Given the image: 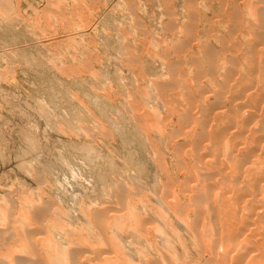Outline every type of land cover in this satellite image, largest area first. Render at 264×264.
<instances>
[{
    "label": "rangeland",
    "instance_id": "1",
    "mask_svg": "<svg viewBox=\"0 0 264 264\" xmlns=\"http://www.w3.org/2000/svg\"><path fill=\"white\" fill-rule=\"evenodd\" d=\"M238 1L0 0V223L7 231L5 237L0 232V264H55L65 253L98 264L100 250L118 264L130 259L133 264H264V194L256 188L264 179V114L256 112L264 108V100L258 104L257 98L239 99L246 86H253L241 75V58L264 33L251 28L262 25L264 10L263 3L256 5L260 0ZM252 2L261 7V16L251 15ZM248 15L257 19L249 20ZM217 49L216 57L230 62L225 69L220 64L218 84L240 74L239 81H228L240 88L231 86L226 92L239 94L237 103L230 95L216 97L220 87L216 89L211 79L215 76L217 82V74L210 79L208 71ZM241 78L244 85L239 84ZM240 89L245 91L236 93ZM258 94L264 95L263 87ZM234 106L241 114L249 111L239 116V127L233 126L230 133L246 146H236L233 153L221 151L223 157L215 155L226 162L228 154L236 155L235 161L245 159L244 166L262 167V173L254 169L252 178L258 171L260 177H246L249 181L233 175L239 180L232 182L235 186L223 185L230 196L236 192L227 204L218 199L222 184L217 187L209 179L216 170L203 165L207 157L214 165L217 157L202 151L205 143L198 142L203 129L197 124L219 120L217 113L223 115ZM193 109L200 116H194ZM227 122L216 123L212 132L223 130ZM252 153L250 160L259 154L257 164L246 158ZM209 187L219 189L211 202ZM236 187L245 191L238 195L240 200ZM51 204L54 211L49 212L54 214H42ZM103 210H109L107 231L96 218ZM159 227L165 231L163 243ZM114 232L121 234V243L104 241L103 234ZM235 236L242 238L237 244ZM35 238L42 240L40 245L34 246ZM73 263L80 264L78 259Z\"/></svg>",
    "mask_w": 264,
    "mask_h": 264
},
{
    "label": "bare ground",
    "instance_id": "2",
    "mask_svg": "<svg viewBox=\"0 0 264 264\" xmlns=\"http://www.w3.org/2000/svg\"><path fill=\"white\" fill-rule=\"evenodd\" d=\"M227 1V0H226ZM238 1V0H237ZM241 1V0H240ZM252 1V0H251ZM255 1V0H254ZM261 1V2H260ZM259 2L257 1L256 2V5L257 4H260V3H263L262 5V9L264 10V0H260ZM239 2V1H238ZM246 3V2H245ZM243 4H244V2H243ZM243 4H241L242 6H243ZM255 5V2H252L249 6H251L250 7V9H251V11H252V14L251 15H254V16H257L258 17V15L259 16H261L259 13L261 12H263V11H261V7L259 8V7H257ZM239 6V5H238ZM241 6V7H242ZM258 6H261V5H258ZM225 7V6H224ZM246 8H243V9H247V6H245ZM239 7H237V11L239 10L240 11V9H238ZM242 9V10H243ZM249 9V8H248ZM237 11H235V12H237ZM238 11V12H239ZM245 11V10H244ZM247 12H250V10H246ZM245 11V12H246ZM234 13V12H233ZM240 13V12H239ZM238 13V14H239ZM235 14V13H234ZM246 14V13H245ZM245 14H242V15H245ZM250 15V14H249ZM248 15V17L250 18V16ZM227 16V15H226ZM238 16V15H237ZM236 16V17H237ZM239 16H241V14L239 15ZM247 16V15H246ZM264 16V15H263ZM227 17H229V16H227ZM231 17V21L232 22H234V19L232 18L233 16H230ZM248 17L246 18V23L248 22L247 20H248ZM252 17V16H251ZM244 17H242V19H243ZM252 18H254V17H252ZM252 18H250L249 20H251ZM256 18V17H255ZM254 18V19H255ZM264 18V17H263ZM229 19V18H228ZM240 20L241 22L242 21H244V20ZM253 19V20H254ZM257 19V18H256ZM261 19V18H260ZM226 20V19H225ZM229 21H230V19H229ZM230 21V22H231ZM237 21V20H236ZM262 21V25H259V26H251V25H249V24H246V25H249V26H251V28L253 27V29L254 28H259L258 29V31H260V28L262 29V31H264V19H262L261 20ZM227 22V21H226ZM229 22V23H230ZM239 22V21H238ZM238 22H236V25L234 26L235 28H236V26L237 25H239V23ZM251 22V21H250ZM257 22V21H256ZM256 22H254L255 23V25H256ZM238 23V24H237ZM253 23V24H254ZM235 24V22L233 23V25ZM240 25H244V24H240ZM248 26V27H249ZM233 27V28H234ZM243 27V26H242ZM245 28H247L248 29V27L247 26H244ZM238 28V27H237ZM244 28V29H245ZM243 29V30H244ZM250 29V28H249ZM242 30V29H241ZM251 32H253L252 30H250ZM249 31V32H250ZM229 32V31H228ZM249 32L247 33V34H249ZM259 33V32H258ZM262 33V32H261ZM229 34V33H228ZM234 34H236V33H234ZM238 34V33H237ZM246 34V33H245ZM260 34V33H259ZM264 34V33H263ZM263 34H261L262 36H261V38H260V36H258V40H260V41H257L255 44H250V45H252V47L251 46H249V47H251V48H249V53L248 54H246V53H244V55L242 56V57H244V58H241L239 55V57H237V58H241L242 60H243V63H244V67L242 68L243 69V71L242 72H244V74H242V72H241V75H244L245 76V78L247 79V80H249V81H251V83L253 82V86H251V88L250 89H248L247 87L248 86H250V85H248V86H246V91L243 89V90H241L240 89V91L238 90V91H236V93H238V92H240V94H241V91H245L246 93H244L243 95H241L240 96V100H243V99H251V100H253V98H254V100L257 98V99H260V100H257V101H254L255 103H258V104H261L262 103V101L261 100H264V95L262 94V95H259L258 93H259V91H260V87H263L264 88V35ZM221 35V34H220ZM230 35V34H229ZM229 35H227V36H229ZM222 36V35H221ZM241 36H242V34H241ZM246 35H244L243 37L244 38H246L245 37ZM248 36V35H247ZM256 36V35H255ZM243 37H241L240 39L242 40V41H244L243 40ZM249 37H252V39L254 38L253 36H252V33L251 34H249ZM223 39V38H222ZM222 39H221V41H222ZM230 39V38H229ZM231 39H233V37L231 38ZM230 39V40H231ZM247 39V38H246ZM251 39V40H252ZM255 39V38H254ZM253 39V40H254ZM235 40V39H234ZM248 40V39H247ZM252 40V41H253ZM256 40V39H255ZM220 41V40H219ZM226 41V40H225ZM246 41V40H245ZM250 41V40H249ZM228 43H229V41H227ZM227 42H225V43H223V44H226ZM231 42V41H230ZM233 42V41H232ZM235 42V41H234ZM248 42V41H247ZM238 43V42H237ZM242 43V42H241ZM258 43H261V45H263L262 47H259V46H257V44ZM230 44V46H232L231 45V43H229ZM234 44V43H233ZM246 44H248V43H246ZM236 45V44H235ZM237 45H241V44H237ZM236 45V46H237ZM242 45H243V43H242ZM241 45V46H242ZM226 46V45H225ZM244 46V45H243ZM243 46L241 47V48H243ZM233 47V46H232ZM232 47H230V48H232ZM237 47H239V46H237ZM228 49H229V46L227 47ZM226 48V49H227ZM235 47H233L232 49H234ZM245 48V47H244ZM263 48V49H262ZM176 49H177V47H176ZM225 49V48H224ZM179 50V49H178ZM222 50V49H221ZM230 50V49H229ZM228 50V51H229ZM238 51V49L236 48L235 50H233V52L234 51ZM174 51V50H173ZM213 51L214 50H212V54H213ZM228 51H226V52H228ZM241 51H242V49H241ZM240 51V52H241ZM216 52V51H215ZM215 52H214V54H215ZM223 52V51H222ZM224 52H225V50H224ZM243 52V51H242ZM241 52V53H242ZM220 54V51L218 52V49H217V52H216V54L215 55H213V61H211L212 63L214 62V67L213 68H211L209 71H208V69H207V71H208V75H209V77L210 76H214L215 75V71H216V74H217V76H216V78L218 77L219 78V76H221V74L219 73V67H220V64L221 63H223L224 61H225V59L226 58H221L220 57V55L219 56H217L216 57V55H218V54ZM229 53V52H228ZM231 53V52H230ZM234 53H236V52H234ZM188 54V53H187ZM209 54H211V53H209ZM232 54V53H231ZM230 54V55H231ZM238 54H240V53H238ZM208 55V54H207ZM224 55H227V54H225L224 53ZM230 55H229V57H230ZM233 55V54H232ZM231 55V56H232ZM242 55V54H241ZM212 56V55H211ZM191 57H193V55L191 54ZM223 57V56H222ZM225 57V56H224ZM228 57V58H229ZM233 57H234V55H233ZM232 57V58H233ZM236 57V56H235ZM210 60H211V57H210ZM231 60V59H230ZM232 60H234V58L232 59ZM227 61V60H226ZM210 62V63H211ZM229 62V61H228ZM228 62H225V64L227 65V63ZM230 63V62H229ZM237 63V62H236ZM224 64V63H223ZM225 64L224 65H222L223 67L225 66ZM232 64V63H231ZM230 65V64H229ZM237 65H239L240 67H242L241 65H240V63L239 64H237ZM202 66V65H201ZM234 66V65H233ZM238 66V67H239ZM176 67V66H175ZM204 67V66H203ZM211 67H212V65H211ZM235 67H237V66H235ZM235 67H233V71L236 73V71L238 70V72H240V69H238V67H237V70H235ZM177 68V67H176ZM199 68V67H198ZM197 68V69H198ZM226 67H224V69H225ZM173 70V69H172ZM199 70V69H198ZM205 70V69H204ZM220 70H221V68H220ZM197 71V70H196ZM218 71V72H217ZM222 71V70H221ZM226 71V70H225ZM228 71V70H227ZM202 72V71H201ZM219 73V74H218ZM222 73H224V72H222ZM230 73V72H229ZM164 74V73H163ZM200 75H203V74H200ZM219 75V76H218ZM224 75V74H223ZM234 75V74H233ZM232 74L231 75H229V76H227V78H226V80H225V82H223L222 81V83H220V84H218V78H217V82H216V79H215V76H214V79L212 78L211 79V77H210V79L213 81V83L214 84H217L218 86H216L215 88L217 89V87H220V91H219V93H218V96H216L215 94V96L216 97H218L217 99H224L225 98V95H230V94H226V92L228 91V89L229 88H231V86H232V82H231V85H229V82L228 81H232V79H233V82L235 81L236 82V80H238V79H240V78H238L239 76H240V74L238 75L237 74V77H235V78H233L232 76H233ZM225 76V75H224ZM205 77V76H204ZM177 78V77H176ZM179 78V77H178ZM221 78H222V76H221ZM221 78H220V80H221ZM209 79V78H208ZM207 79V80H208ZM224 79V78H223ZM235 79V80H234ZM181 81V80H180ZM239 81V80H238ZM242 81V82H241ZM241 81L239 82V84L240 83H244L243 82V80H242V78H241ZM186 83V82H185ZM212 83V84H213ZM223 83H225L224 85H223ZM238 83V82H237ZM236 83V84H237ZM246 83V82H245ZM180 85V84H179ZM244 85V84H243ZM242 85V86H243ZM212 86V85H211ZM230 86V87H229ZM232 87H235L234 85L232 86ZM237 87V88H236ZM236 89H239L238 88V86L236 85ZM245 87V86H244ZM212 89H213V87H212ZM216 89H215V91H216ZM232 89V88H231ZM236 89H233L234 91L236 90ZM248 89V90H247ZM218 91V90H217ZM212 92H214V90L212 91ZM229 92V91H228ZM232 92V91H231ZM230 92V93H231ZM166 93V92H165ZM243 93V92H242ZM234 95H236V94H234ZM233 95V96H234ZM239 94H237V96H238ZM204 96V95H203ZM230 96H232V94L230 95ZM232 96V97H233ZM237 96H235V97H233V99H234V102H236L237 100H239L238 99V97ZM228 98H230V97H228ZM227 98V99H228ZM150 99V98H149ZM200 100V99H199ZM232 100V99H231ZM239 100V101H240ZM203 101V100H202ZM225 101V100H224ZM246 101H248V100H246ZM191 102V101H190ZM193 102V101H192ZM243 101H241V103H242ZM249 102V101H248ZM204 103V102H203ZM237 103V102H236ZM240 103V102H239ZM247 103V102H246ZM246 103H245V100H244V104L246 105ZM190 104V103H189ZM193 104V103H192ZM191 104V107L193 106ZM195 104V103H194ZM243 104V103H242ZM243 104V105H244ZM233 105H235V104H232L231 106H233ZM245 105H244V108H245ZM249 105V104H248ZM248 105H246V106H248ZM251 105V104H250ZM195 107H196V109H197V107L198 106H196V105H194ZM203 106V105H202ZM252 106V105H251ZM190 107V106H189ZM200 107V106H199ZM235 107V106H234ZM234 107H232L230 110H228L227 109V112H223L222 111V114L223 115H221V114H219V113H217L218 115H220V117H219V120H217L216 119V117H213V119L211 120V121H209L208 122V120H209V118H210V116H212L211 114H210V116L209 115H207V117H208V120H207V124H203L202 125V123H200V122H198V123H200V124H197L196 122H197V120L195 121V119L193 120V118L191 119V120H193V121H195V124H197V126H200L199 127V129H203V133H202V137H204V138H202L200 135H201V133H200V135L197 133L196 135H199V138H200V140H202V141H199V139L197 140V141H199L198 143H200V144H202L203 143V141H204V145H203V147H201L202 145H200V147H201V149H202V151L204 150V154L206 153H208L209 155H215V154H221V156H222V152L224 151L225 152V150H231L232 152H229V153H233V151L236 149L235 147L237 146H240V145H244L242 142H244V140L242 139V140H240L241 141V143H238L237 144V142H235L234 141V136H231L230 135V133L232 132V131H234L233 129H232V127L233 126H235V127H237L238 125H239V122L240 121H242V119L239 117V116H241V115H244V112H245V115L246 114H248V112L246 113V109L244 110V108H243V106H242V108H243V114H241V112L240 111H242V110H240V111H238V109L239 108H234ZM254 109H257L256 108V105H254ZM258 107V106H257ZM261 107V106H260ZM168 108V107H167ZM202 108V107H201ZM204 108V107H203ZM250 108V107H249ZM248 108V109H249ZM191 109V108H190ZM200 109V108H199ZM210 109V108H209ZM208 109V110H209ZM258 109H259V107H258ZM261 109V108H260ZM256 110V112H259V114H261V113H263L264 114V108L262 107V109L261 110ZM205 110V109H204ZM188 111V110H187ZM197 111H198V109H197ZM200 111V110H199ZM201 111H203V110H201ZM192 112L195 114V112H194V109L192 110ZM204 112V111H203ZM216 112V111H215ZM221 112V111H220ZM240 113V115H238L239 113ZM205 113H206V111H205ZM205 113H203L202 115H206ZM186 114V113H185ZM188 114V113H187ZM192 114V113H191ZM198 114V116H200L199 115V113H197ZM216 114V115H217ZM188 115H190V114H188ZM188 115L186 116V117H188ZM194 116H196V117H198L196 114L194 115ZM247 116V115H246ZM185 117V116H184ZM191 117H193V115L191 116ZM205 117V116H204ZM203 117V118H204ZM218 117V116H217ZM241 117H243V116H241ZM262 117H263V115H262ZM212 118V117H211ZM210 118V119H211ZM238 118H240L241 120L240 121H238ZM144 119V118H143ZM189 119V118H188ZM202 118H200V120H201ZM206 119V118H205ZM199 120V119H198ZM218 122H217V121ZM224 120H226V121H228L229 123H230V125H231V128H230V130H228V127H229V125H228V122H227V125H226V127H224V129L223 130H221V131H213L212 132V130H215L216 128H215V124L216 123H224ZM246 120V119H245ZM263 120V119H262ZM190 121V120H189ZM248 121V120H247ZM259 121V120H258ZM169 122V121H168ZM201 122H202V120H201ZM203 122H205L206 123V120L204 121L203 120ZM241 123V122H240ZM243 123H244V121H243ZM250 123H252V122H250ZM254 123V122H253ZM256 123V122H255ZM194 124V126H196ZM246 124V123H245ZM259 124V123H258ZM257 124V125H258ZM218 126H219V124H217ZM217 125H216V127H217ZM242 125H244V124H242ZM254 125H256V124H254ZM253 125V126H254ZM197 126L195 127V128H197ZM245 126V125H244ZM247 126V125H246ZM246 126H245V129H246ZM251 126H252V124H251ZM251 126H249L250 127V129H251ZM193 127V126H192ZM214 127V129H212ZM234 127V128H235ZM239 127V126H238ZM237 127V128H238ZM243 126H241V128H242ZM258 128V127H257ZM194 129V128H193ZM250 129H248V131L250 130ZM253 129V128H252ZM263 129H264V127H263ZM217 130V129H216ZM238 130V129H237ZM257 130V129H256ZM165 131H167V130H165ZM247 131V132H248ZM254 131V130H253ZM252 131V132H253ZM262 131H264V130H262ZM164 132V131H163ZM194 132H195V130H194ZM194 132L192 131V133L194 134ZM200 132H201V130H200ZM236 132V131H235ZM251 132V134H254V132L252 133ZM256 133V132H255ZM259 133H261V131L259 130ZM189 134V133H188ZM192 134V135H193ZM240 134V133H239ZM249 134H250V132H249ZM263 134H264V132H263ZM232 135H233V133H232ZM254 135H256V134H254ZM254 135H252V136H254ZM258 135V134H257ZM262 135V134H261ZM185 136V135H184ZM193 136H195V135H193ZM230 136H231V138H230ZM247 136H249V135H247ZM178 137V136H177ZM250 137H251V135H250ZM250 137H249V140H250ZM194 138V137H193ZM263 138H264V135H263ZM196 139V138H195ZM236 139H237V137H236ZM235 139V140H236ZM252 139V138H251ZM254 139V138H253ZM259 139V138H258ZM262 139V138H261ZM237 141H238V139H237ZM251 141V140H250ZM263 141V140H262ZM176 142V141H175ZM248 142V141H247ZM254 142V141H253ZM195 143V142H194ZM262 143V142H261ZM260 143V144H261ZM253 144V143H252ZM254 144H255V142H254ZM253 144V145H254ZM252 145V146H253ZM194 146V145H193ZM207 146H210L211 148L209 149V150H207ZM245 146H246V144H245ZM250 148H251V146H250V144L248 145ZM247 146V147H248ZM255 146V145H254ZM253 146V147H254ZM256 146H258V144H256ZM255 146V148H258V147H256ZM170 147V146H169ZM246 147V148H247ZM245 148V147H244ZM260 148V147H259ZM261 148H264V146L262 147L261 146ZM185 149V148H184ZM198 151H199V147H197L196 148ZM195 149V150H196ZM249 149V148H248ZM194 150V149H193ZM194 150V151H195ZM251 150V149H250ZM257 150V149H256ZM262 150V149H261ZM261 150H260V153H262L261 152ZM198 151H196V153L198 152ZM222 151V152H221ZM247 151V150H246ZM259 151V150H258ZM263 152H264V149L262 150ZM236 152H239V150L238 151H235V153ZM240 152H241V150H240ZM251 152H254V151H251ZM249 153V152H248ZM256 153V152H255ZM258 153V152H257ZM219 155H215V158L217 157V160H215L214 159V165L213 164H209V163H212L213 162V159L210 161V160H208V161H206V159H208V157L205 159V164H203V162L201 163V164H203L206 168H207V166L208 167H210V169L213 167L215 170H216V173H214V175H212L211 174V176L209 175V179L211 178L214 182H216V184H214V185H217V187H218V185H221L222 187L220 188V186H219V188L221 189L220 190V194H218V192H216L217 190H219V189H211L210 187H209V197H211V200H210V202L211 201H214L213 200V198H214V195L216 196L217 194L219 195L218 196V199H219V201L221 202V203H227L228 204V202L231 200V198L230 197H233V196H235L236 195V192L235 191H237V190H239V189H237L238 187H239V185H243V183H245V181L243 182V180H242V178H241V181L243 182H241V183H239V185H238V187H236V190L234 189V192H235V195H233V196H230L231 194H232V192L230 191V189L231 188H233L234 186H235V184H232V182H234V181H236L235 180V178H232V176L234 175L235 177L236 176H238V179H240V177H241V175H242V177H245V179H247L248 180V178H246V177H251V179H255V178H257V175H259V173H262V171H264V170H262V169H264V168H260V167H256V168H259V171L260 170H262V171H258L257 172V175H256V173H255V175H256V177L254 176V178H252V172H253V170L254 169H256V168H254L253 170H251L252 168H247V167H249V166H244V162H246L247 164H248V162L244 159V162L242 163V161L240 162V161H238L239 160V158H237L238 160V162L237 161H235L236 160V155L235 156H232L231 157V154H228V155H230V156H228V158H229V160L226 162V161H224L223 159L224 158H221V157H219ZM226 155V154H225ZM259 155V154H258ZM257 155V158L259 159V156ZM239 155L237 154V157H238ZM247 156H249V159H248V157H246L247 158V160H250V156H253V153L252 154H248ZM255 157H256V155H254ZM261 157H264V156H262V155H260ZM212 157V156H211ZM211 157H210V159H211ZM223 157V156H222ZM226 157H227V155H226ZM261 157H260V160L259 161H261L262 162V160H261ZM253 158V157H252ZM257 158L255 159L256 160V163L255 164H257ZM255 160H253V159H251L250 161L252 162V161H254L255 162ZM203 161V160H202ZM210 161V162H209ZM258 161V162H259ZM69 162H71L70 160H69ZM251 162H249V164L251 163ZM261 162H259L260 164H262ZM264 162V161H263ZM253 163V162H252ZM251 163V164H252ZM258 163V165L257 166H259L260 164ZM247 164H245V165H247ZM251 164H250V166H251ZM212 166V167H211ZM252 166H254V165H252ZM204 167V168H205ZM263 167H264V165H263ZM196 169V168H195ZM198 170V169H197ZM204 171V170H203ZM207 171V173H211V172H208V169L206 170ZM255 171H257V170H255ZM215 172V171H214ZM53 173V172H52ZM238 173H239V175H238ZM252 173V174H251ZM198 174V173H197ZM218 174H220V180H218V178H216V176L218 175ZM56 175V174H55ZM262 175V174H261ZM230 176H231V178H230ZM263 176H264V174H263ZM262 176V177H263ZM52 177V176H51ZM55 177V176H54ZM201 177V176H200ZM205 177H207V176H205ZM217 177H219V176H217ZM259 177H260V175H259ZM258 177V178H259ZM53 178V177H52ZM203 178V177H202ZM215 178L219 181V184H218V181L217 180H215ZM61 179V178H60ZM59 179V180H60ZM69 179V178H68ZM208 179V178H207ZM237 179V178H236ZM250 178H249V180H251ZM50 180H52V179H50ZM202 180V179H201ZM246 180V182H248ZM260 180V179H259ZM210 181V180H209ZM237 181H239V180H237ZM237 181L236 182H234V183H237ZM263 181H264V179H263ZM263 181L261 180L260 181V183H259V185H255L256 186V188H260V190L261 191H259V192H262V190H263V192L261 193V195L262 194H264V185H263ZM72 182V181H71ZM92 182V181H91ZM252 181H250V183H251ZM257 182V181H256ZM73 183V182H72ZM208 183V182H207ZM221 183V184H220ZM249 183V182H248ZM248 183H246V184H248ZM253 183V182H252ZM62 184V183H61ZM211 184H212V182H211ZM245 184V185H246ZM255 184H257V183H255ZM67 185V184H66ZM65 185V186H66ZM74 185V184H73ZM223 185H226V187L228 186V187H230V189H228L231 193L228 195V190H226L225 188H224V186ZM234 185V186H233ZM236 185V186H237ZM249 185H251V187H252V185L253 184H249ZM75 186V185H74ZM247 186V185H246ZM242 187L241 186V188L242 189H244V188H246L245 190H247V187ZM193 187V186H192ZM208 187V186H207ZM250 187V186H249ZM250 187V189H252ZM112 188V187H111ZM203 188V187H202ZM240 188V187H239ZM210 189H211V191H210ZM258 189L256 190V191H258ZM76 190V189H75ZM224 190H226V191H228V192H224ZM241 190V189H240ZM249 190V189H248ZM195 191V190H194ZM202 191H203V189H202ZM252 191H254L253 189H252ZM256 191H254V192H256ZM237 192H239L238 194H237V196L240 194L241 195V193L242 192H240V191H237ZM245 192V191H244ZM244 192L242 193V194H244ZM247 192V191H246ZM249 192H250V190H249ZM65 193V192H64ZM252 194H253V192H251ZM124 195H127V193L125 194V193H123ZM193 194V193H192ZM255 194V193H254ZM230 196V197H229ZM251 196H253V195H251ZM213 197V198H212ZM246 197V196H245ZM248 197V196H247ZM250 197V196H249ZM256 197V196H255ZM258 197V196H257ZM260 197V199L262 198L263 199V196H259ZM61 198H63L64 199V197L63 196H61ZM124 198V197H123ZM128 198V197H127ZM159 198V197H158ZM251 198H253V197H251ZM251 198H249V199H251ZM184 199V198H183ZM210 199V198H209ZM235 201L237 200L236 198H233ZM246 199V198H245ZM125 200H127V199H125ZM238 200H240V198H239V196H238ZM255 200V199H254ZM158 201L160 202V205H164V203H163V200L162 199H158ZM232 201V200H231ZM248 201V200H247ZM253 201V200H252ZM263 202H264V199L262 200ZM195 202V201H194ZM216 202V201H215ZM241 201H239L238 203H240ZM243 202V201H242ZM245 202V201H244ZM263 202H261L262 204H263ZM202 203V202H201ZM230 203V202H229ZM233 203H235L234 201H233ZM246 203V202H245ZM193 204V203H192ZM236 204V203H235ZM242 204V203H241ZM244 204V203H243ZM33 205H35V204H33ZM32 205V206H33ZM40 205V204H39ZM195 205V204H194ZM222 205V204H221ZM225 205V204H224ZM251 205V204H250ZM36 206V205H35ZM161 206V207H162ZM192 206V205H191ZM203 206V205H202ZM223 206V205H222ZM247 206V205H246ZM54 206L51 204V205H47V210H46V213L45 212H43L42 214H51V213H53L52 211H51V213L49 212L52 208H53ZM177 207V206H176ZM230 206H228L227 207V209L229 208ZM249 207V206H248ZM264 208V207H263ZM221 209V208H220ZM229 211L231 210L230 208L228 209ZM232 210L234 211V208H232ZM231 210V211H232ZM53 211H54V208H53ZM220 211V210H219ZM228 211V212H229ZM244 211V210H243ZM261 211H263V209L261 210ZM109 212V210H103V212L101 211V212H99V215H97L96 216V218H98L99 219V221H100V223H102V226L104 227V230L105 231H107L108 229H110V225H109V219H108V215H107V213ZM224 212H227V210H224ZM241 212V211H240ZM257 212V211H256ZM231 213V212H230ZM232 213H234V212H232ZM54 214V213H53ZM115 214V213H114ZM225 214H229V213H225ZM235 215H236V213H234ZM233 214V215H234ZM238 214H239V211H238ZM261 214V213H260ZM264 214V213H263ZM17 215V214H16ZM230 215V214H229ZM235 215L234 216H232V218L233 217H235ZM240 215H241V213H240ZM258 215V214H257ZM222 216V215H221ZM224 216V215H223ZM238 216V215H237ZM246 216V215H245ZM229 217H231V216H229ZM239 217V216H238ZM240 218V217H239ZM228 219H230V218H227V220ZM236 219H238V218H236ZM244 219H246V218H244ZM242 220V219H241ZM232 221V220H231ZM236 221V220H235ZM260 221V220H259ZM201 222V221H200ZM230 222V221H229ZM228 222V223H229ZM233 222H234V219H233ZM103 223H104V225H103ZM223 223H224V221H223ZM226 223V222H225ZM241 223H243V222H241ZM248 223V222H247ZM221 224V223H220ZM245 224V223H244ZM223 225V224H222ZM229 225H231V224H229ZM243 225V224H242ZM249 225V224H248ZM219 226V225H218ZM221 226V225H220ZM219 226V227H220ZM225 226V225H224ZM232 226V225H231ZM235 226V225H234ZM244 226V225H243ZM246 226V225H245ZM103 227H101V229H103ZM117 228L118 227H120V225H118V226H116ZM216 227V226H215ZM229 227V226H228ZM114 228V227H113ZM141 228V227H140ZM146 228V227H145ZM232 228V227H231ZM234 229H235V227H233ZM242 228V227H241ZM248 228H249V226H248ZM247 228V229H248ZM216 229V228H215ZM226 229V228H225ZM243 229L245 230V227H243ZM246 229V230H247ZM252 229V228H251ZM119 230H121L120 228H119ZM158 231H159V236L160 237H158L159 238V240H160V242H164V240H165V231L163 230V228L162 227H159L158 229H157ZM237 230V229H236ZM240 230H242V229H240ZM250 230V229H249ZM249 230H248V232H249ZM104 231V232H105ZM118 231V230H117ZM229 231V230H228ZM238 231V230H237ZM0 232H1V235L2 236H6V233H7V231H6V227L5 228H3L2 227V224L0 223ZM30 232H32V231H30ZM147 232V231H146ZM238 232H240V231H238ZM245 232V231H244ZM247 232V233H248ZM264 232V231H263ZM210 233V232H209ZM215 233V232H214ZM221 233V232H220ZM227 233V232H226ZM241 233H243V232H241ZM246 233V235L248 236V234ZM251 233V232H250ZM262 233V232H261ZM225 234V233H224ZM36 235V234H35ZM104 236H105V240L104 241H107L108 243H110L111 244V242H113V241H115L116 243H121L122 242V238H121V234H119L118 232L116 233V232H114V233H112V235L111 236H108V234H103ZM103 235H101V236H103ZM134 235L135 236H138L139 237V234H137V233H134ZM242 235V234H241ZM196 237V236H195ZM217 237V236H216ZM244 237V236H243ZM244 238H246V237H244ZM251 238V237H250ZM249 238V239H250ZM260 238V237H259ZM224 239V238H223ZM227 239V238H226ZM240 239H242V238H239L238 236H235V239L233 240L235 243L236 242H238ZM150 240V239H149ZM231 240V239H230ZM246 240V239H245ZM41 241L42 240H39L38 238H35L34 240H33V244H34V246H36V245H40V243H41ZM159 242V241H158ZM203 242V241H202ZM161 243V244H162ZM221 243V242H220ZM219 243V244H220ZM239 243V242H238ZM246 243V242H245ZM237 244V243H236ZM207 245V244H206ZM162 246H163V244H162ZM203 246V245H202ZM204 246H205V244H204ZM211 246V245H210ZM222 246V245H221ZM227 247H228V244L226 245ZM52 248H53V246H51ZM232 248V247H231ZM231 248H228V249H231ZM204 249H205V247H204ZM203 249V250H204ZM98 250V249H97ZM220 250H221V248H220ZM213 251V250H212ZM230 251V250H229ZM232 251V250H231ZM230 251V252H231ZM218 252V251H217ZM94 253H95V251H94ZM229 253V252H228ZM108 254V252L106 251V252H104V251H102V250H100L99 252H97V255L99 256L98 257V260L100 261L98 264H118V263H116V262H114L113 260H112V257L111 256H113V255H110V256H108L107 255ZM232 254V253H231ZM105 255H107L106 257H105ZM211 255V254H210ZM230 255V254H229ZM102 257V258H101ZM242 257V256H241ZM115 258V257H114ZM177 258V257H176ZM251 258V257H250ZM76 259H78V263H80V264H85V263H87L86 261H88V259H86L85 261L84 260H80V257H79V254H78V256H76L75 254H74V257L72 256L71 258H68L67 257V255H66V253L64 254V255H62L61 257H59L58 259H54V263L55 264H74L73 263V261L74 260H76ZM175 259V258H174ZM215 259V258H214ZM80 260V261H79ZM165 260V259H164ZM167 261V260H166ZM165 261V262H166ZM133 261H131V259L127 262V264H133L132 263ZM147 262V261H146ZM251 263V262H250ZM257 263V262H256ZM77 264V263H76ZM126 264V263H125Z\"/></svg>",
    "mask_w": 264,
    "mask_h": 264
}]
</instances>
